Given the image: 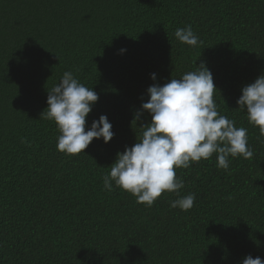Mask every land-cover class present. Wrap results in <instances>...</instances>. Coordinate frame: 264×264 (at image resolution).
I'll use <instances>...</instances> for the list:
<instances>
[{
	"label": "trees",
	"instance_id": "obj_1",
	"mask_svg": "<svg viewBox=\"0 0 264 264\" xmlns=\"http://www.w3.org/2000/svg\"><path fill=\"white\" fill-rule=\"evenodd\" d=\"M188 25L195 47L174 37ZM201 62L219 114L248 129L253 157L230 158L227 171L215 154L176 169L180 195L196 197L187 211L169 206L174 193L148 207L104 190L116 154L151 120H134L147 88ZM65 71L98 94L85 130L106 115L114 132L77 155L58 151L55 123L40 118ZM262 74L264 0H0V264L264 260V143L236 104Z\"/></svg>",
	"mask_w": 264,
	"mask_h": 264
},
{
	"label": "clouds",
	"instance_id": "obj_2",
	"mask_svg": "<svg viewBox=\"0 0 264 264\" xmlns=\"http://www.w3.org/2000/svg\"><path fill=\"white\" fill-rule=\"evenodd\" d=\"M174 37L191 47L201 43L190 25L177 28ZM150 77L156 80L155 73ZM215 90L212 73L204 62L163 85H150L146 90L148 99L136 111L134 120H139L144 111L151 120L141 126L144 130L139 141L116 154L109 172L102 177L103 189L111 192L118 187L148 207L162 193H174L177 198L169 206L187 211L196 197L194 193L180 195L184 181L177 177L176 169H187L213 154L217 168L225 171L230 158L251 159L254 153L248 146V129L236 127L234 120L219 114L213 98ZM98 98L92 87L81 84L72 71H65L47 90V107L40 118L55 123L60 133L58 151L77 155L84 153L94 138H102L105 143L112 139L114 132L106 115H100L85 130L86 117ZM236 104L246 113L248 123L259 128L257 139L264 143V74L241 88ZM241 264H264V260L247 255Z\"/></svg>",
	"mask_w": 264,
	"mask_h": 264
}]
</instances>
